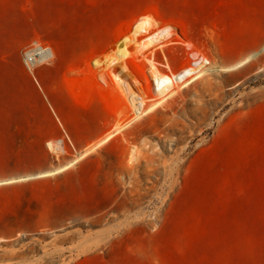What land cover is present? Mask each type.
I'll return each instance as SVG.
<instances>
[{"label": "rangeland", "instance_id": "1", "mask_svg": "<svg viewBox=\"0 0 264 264\" xmlns=\"http://www.w3.org/2000/svg\"><path fill=\"white\" fill-rule=\"evenodd\" d=\"M143 15L170 41L112 70ZM148 59L201 67L134 112ZM0 182V264H264V0H0Z\"/></svg>", "mask_w": 264, "mask_h": 264}, {"label": "bare ground", "instance_id": "2", "mask_svg": "<svg viewBox=\"0 0 264 264\" xmlns=\"http://www.w3.org/2000/svg\"><path fill=\"white\" fill-rule=\"evenodd\" d=\"M153 26H154V21H153L152 17H150L148 15L140 16L134 22L131 30L129 32L125 33V35L122 38V41L119 42V44H122V46H118L117 51H116V56H112L110 59L104 61L106 66H109V68H111L112 70L116 69L117 66H121L122 69L125 70V72L127 71L129 73L128 76H130V75L132 76V74H134L133 73L134 69H136V68L133 65H128L127 60H126V59H128V57L131 54L129 49L127 48L128 43H130V42L136 43L137 42L136 36L138 34H141L142 32H145V33L148 32L147 35H144L142 37V39L140 40L141 42L140 41L138 42V47H137L139 49V52L143 56L144 55L147 56L148 52H153L154 51L153 49L158 47V46L163 47L171 39L172 31L169 27H163L160 29L153 30L154 29ZM151 30H153V31H151ZM130 32H131V34H130ZM47 56H48V54L45 55V57H47ZM93 61L96 65H99L103 62V61H100L99 59H94ZM148 62H149L148 71L150 72V77H151L152 81L154 82V86H153L154 88H152V85L149 84L151 86L147 85L148 87L141 90L139 85L137 84L138 79L133 78V81H132L133 83L129 84L121 76H119V74L112 71V74L114 76V80H115L116 84H118V86H120L122 88V90L125 91L127 98L129 100L131 106L133 107L134 112H135V110H137L135 108H138V107H136V101L138 99H141L140 102L143 103L144 100H146V99H144V96H147L145 94L148 93L147 92L148 90L154 89L155 93L158 96H162L168 90L174 89L176 87V85L179 84V82H182V84L185 85L187 82H189V80H190L189 77L191 76L190 78H192L193 77L192 74L199 67H201V65H199L198 67H194V66L189 65L187 67H184L181 71H179L177 73H174V72L164 73L159 69V67L156 65V63L152 59H148ZM245 62H246V60L240 62L239 64H237L233 68H236L238 66L243 65ZM133 63H135V62H133ZM133 63H131V64H133ZM136 71L138 72V70H136ZM140 73H142V72H140ZM139 76H141V75H139ZM144 76L142 75V78ZM146 78H147V76L145 77L144 80L150 79V78H147V79ZM140 102H139V104H140ZM110 106L114 110L113 104L110 103ZM136 115H138V114H136ZM112 135H113V133L108 134L103 139V141L108 140ZM55 172L56 171L45 172V173L37 174L34 176L26 177L25 179L45 176V175H49V174H52Z\"/></svg>", "mask_w": 264, "mask_h": 264}, {"label": "built area", "instance_id": "3", "mask_svg": "<svg viewBox=\"0 0 264 264\" xmlns=\"http://www.w3.org/2000/svg\"><path fill=\"white\" fill-rule=\"evenodd\" d=\"M48 54L47 57L45 55ZM53 56V52L50 46L42 44L41 42L34 40L30 44L24 47L21 52L22 61L27 72L34 77L35 68Z\"/></svg>", "mask_w": 264, "mask_h": 264}, {"label": "crops", "instance_id": "4", "mask_svg": "<svg viewBox=\"0 0 264 264\" xmlns=\"http://www.w3.org/2000/svg\"><path fill=\"white\" fill-rule=\"evenodd\" d=\"M29 177V176H28ZM22 179H25V178H22ZM22 179H19V180H22ZM28 179H30V178H28ZM12 181H15V180H9V181H7V182H12ZM5 182H0V184H4Z\"/></svg>", "mask_w": 264, "mask_h": 264}]
</instances>
